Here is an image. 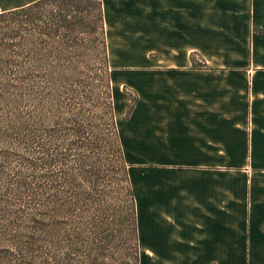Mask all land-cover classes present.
I'll return each instance as SVG.
<instances>
[{
	"label": "crops",
	"instance_id": "obj_1",
	"mask_svg": "<svg viewBox=\"0 0 264 264\" xmlns=\"http://www.w3.org/2000/svg\"><path fill=\"white\" fill-rule=\"evenodd\" d=\"M102 3L108 43L137 22L150 41L128 119L114 93L141 259L264 264V0Z\"/></svg>",
	"mask_w": 264,
	"mask_h": 264
},
{
	"label": "trees",
	"instance_id": "obj_2",
	"mask_svg": "<svg viewBox=\"0 0 264 264\" xmlns=\"http://www.w3.org/2000/svg\"><path fill=\"white\" fill-rule=\"evenodd\" d=\"M84 28L100 34L103 59L108 63L102 0H38L0 11V102L8 109L0 118V145L8 147L0 162V180L8 182L0 185V264H140L137 200L107 75L106 111L113 129L108 138L117 152L127 203L120 221L109 217L114 198L105 190L99 193V176L96 179L93 170L87 171L86 157L73 154L87 148L91 132L79 128V122L72 126L71 119L61 118L66 126L60 130L50 126L58 116L53 108L58 92L41 101V88L78 83L73 71L66 70L73 69L75 61L66 51L78 45L74 39L84 34ZM39 66L48 68L41 71ZM23 101L31 107L27 124L17 109ZM37 124L45 127L43 134H37ZM18 146L24 155L17 154ZM12 155L18 156L19 168L6 174ZM56 166L63 170L55 172ZM24 169L31 172L24 175ZM128 235L134 244L133 258L113 252Z\"/></svg>",
	"mask_w": 264,
	"mask_h": 264
},
{
	"label": "rangeland",
	"instance_id": "obj_3",
	"mask_svg": "<svg viewBox=\"0 0 264 264\" xmlns=\"http://www.w3.org/2000/svg\"><path fill=\"white\" fill-rule=\"evenodd\" d=\"M19 1L21 0H0V9L9 8L15 2ZM144 23L137 22L135 26H125L124 29L122 28L124 33L120 40H115L111 43H108L105 29L108 63L104 62L103 59L100 34H96L93 31L88 32L84 28V34L79 33L76 39H74L78 45L66 51V53L75 58L73 69L67 68L66 70L73 71L72 75L77 76L78 83L63 85L54 90L48 87L46 89H40L43 92V94L40 92V96H43L41 101L45 102H47V99L44 96H47L49 93L58 92L56 96L57 102H54L53 107L57 111L58 116L51 122L50 126H55V128L60 130L63 126H66L62 119H71L72 126L75 125L74 122H79L81 123L79 128L83 130L86 128L87 132H91V138L88 140L87 148L81 150V152H73V154H79L83 158L85 156L87 159V171L93 170L96 179L99 176V181H96L99 193L105 190L114 198L111 200L112 211L109 213V217L116 221H120V216L123 209L127 207V203L126 193L121 185V179H119L120 169L117 152L109 140V138H112L113 129L110 125V117L106 111V104H108L109 99L106 96L105 75H107V82H111L112 91L115 93V102L117 101L116 111L119 99L121 101L129 100L128 110L134 102L135 105L139 102L143 95V90L140 89L143 88V85L139 84L143 83L145 79L147 46H150V41L147 42L145 38ZM194 60L196 62L195 57ZM201 64L197 63V65ZM47 68L46 66H39L37 69L42 71L44 69L47 70ZM9 83L12 84V81H9ZM137 83L138 85H136ZM41 86H44L42 82ZM22 92H25L23 88ZM39 104L35 103V106L37 107ZM30 108L29 103L25 101L17 108L22 113V121L25 124H27V112ZM116 111L114 110V115L117 122L119 115ZM6 112H8V109L0 102V118ZM78 112H80L79 116L77 115ZM44 128L40 124L35 126L38 135L44 133ZM6 148L8 147L0 145V162L3 150ZM18 148L17 154L20 156L26 153L22 146H18ZM7 165L8 167L5 170L6 174H11L17 166L19 168L18 156L12 155ZM60 168L56 166L53 169L59 173L63 170ZM42 169L45 171L44 168ZM28 172L31 171L27 169L22 170L24 175H27ZM7 184L6 178L0 180V185L4 186ZM115 248L113 251L115 254L120 252L126 258L129 255L133 258L135 255L134 244L130 235H128L127 240H120ZM141 261V264H145L144 251H142ZM154 263L159 264L156 261Z\"/></svg>",
	"mask_w": 264,
	"mask_h": 264
}]
</instances>
